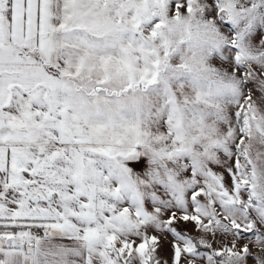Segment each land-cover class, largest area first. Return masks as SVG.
Here are the masks:
<instances>
[{"label": "snow or ice", "instance_id": "6c2138e0", "mask_svg": "<svg viewBox=\"0 0 264 264\" xmlns=\"http://www.w3.org/2000/svg\"><path fill=\"white\" fill-rule=\"evenodd\" d=\"M0 264H264V0H0Z\"/></svg>", "mask_w": 264, "mask_h": 264}]
</instances>
